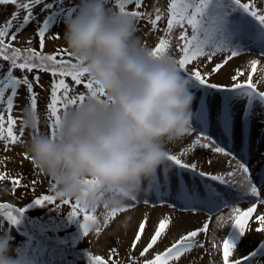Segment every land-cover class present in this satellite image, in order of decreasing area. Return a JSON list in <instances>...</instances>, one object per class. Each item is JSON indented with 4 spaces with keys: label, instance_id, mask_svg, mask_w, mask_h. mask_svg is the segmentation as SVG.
<instances>
[{
    "label": "snow or ice",
    "instance_id": "1",
    "mask_svg": "<svg viewBox=\"0 0 264 264\" xmlns=\"http://www.w3.org/2000/svg\"><path fill=\"white\" fill-rule=\"evenodd\" d=\"M143 2L144 0H115L118 11H112L130 20L136 27L137 23L144 20L146 16L143 11L139 10ZM62 3L63 0H53L51 3H46L45 0H0V5L13 4L17 6L18 10L26 11L22 24L18 26L16 31L37 20L33 12L34 6L43 5L41 10L44 11L45 9H53L54 4ZM129 5L134 6L136 10H127L126 6ZM63 11V8L52 11L44 19L42 26L38 24L40 51L32 47L25 50L14 47L12 41L17 40L16 31H13L10 40L8 39L13 23L19 17V11L14 12L11 19L0 26V60L8 62L7 71L0 75V141L6 140L9 144L15 145L20 141V137L24 136L23 129H21L19 136L14 132L17 120L13 117L12 112L14 98L18 95V88L21 86L27 87L28 92L31 93L29 108L33 113H37V94L33 91V81L29 79L27 74L23 78H18L13 74L16 69L25 73L39 70L50 72L53 78L60 77L58 80L53 79L50 101L46 106L47 120L50 121V135L53 138L56 137L60 129L62 117L67 115L69 109L82 104L89 96L101 99L105 97V93L98 89L87 76L86 69L78 67L71 59L65 58V56L71 57L67 49L59 50L56 54H44L42 51L45 47V34ZM74 11L75 9L68 10L67 18H70ZM156 11L155 19L148 17L153 28L162 18L160 9H156ZM168 15L167 33L171 34L174 28L182 29L179 35V40L182 41L179 45V51L182 55L178 59L174 58L170 53V40L161 39L156 47L151 49V56L157 60H171L176 65L177 71L191 80L193 90H202L205 98L213 97L208 106H206L205 99H201L200 108L195 113V120L202 127L200 135L193 142L192 147L210 148L214 153L231 156L233 160H237V157L231 151V135L235 116L233 107L237 101L246 100L247 107L244 111V118L245 123H247L255 103L258 101L261 105H264V91H259L257 87L260 81L253 82V74L257 72L260 61L252 60L250 62L251 73L244 81L239 79L244 76V71L237 69L232 77L234 83L230 86L209 83L206 78L208 74L202 75L199 70L189 71L186 66L200 57H206L211 61L213 57L223 52L229 53L223 61V64H226L233 57H237L252 48L257 49L259 54L264 56V11L257 8L252 0H249L248 3H242V0H170ZM189 28L191 29V35H189ZM136 30L138 29L136 28ZM223 64H217L213 72L219 71ZM66 77H70L71 82H74L75 85H83L84 90L72 95V88L69 83H66ZM40 79L39 75L34 77L36 83H39ZM260 80L264 81V75H261ZM8 90H11V94L7 96L5 101V93ZM209 106L213 109L214 128H222V135L227 137L224 146H220L216 140L206 134ZM5 111L8 113L7 122L5 121ZM5 123H7V127H5ZM194 131L195 129L192 127L189 134ZM37 132H39L38 129ZM202 140L208 142L202 143ZM183 155L184 153H181V156ZM239 156L240 159L237 160V165L232 171L211 174L200 171L196 163H186L180 156L169 153V162H171V166L175 167L176 171L174 174L170 173L169 165H165L162 177L156 172L150 178L148 191L154 193V204L171 197L173 206L176 202H179L182 207L188 210H206L209 213L208 222H205L202 228L182 235L163 253H157L152 259H146L144 264H170V261L179 260L184 253L190 251L194 246L203 247V244L195 241L194 238L202 232L207 233L212 215L217 211L230 207L231 213L227 218L224 216L218 217V221L221 222L219 226L227 225L230 231L219 237L217 243L214 244V247L222 246L224 264H229V255L237 249L239 241L245 235L246 226L252 218V214L256 212L257 204H264V191H262L264 189V176H257L254 182L246 163V154L241 152ZM207 162L209 164L213 163L212 160ZM185 173L194 178L192 183L185 182ZM196 178L199 179L202 187H197ZM4 179L5 175H0V180ZM12 183L14 186H18L20 180L14 178ZM85 183L92 192L101 198L104 197L103 186L99 181L89 179ZM217 185L224 187L218 190ZM140 202L148 203L149 201L147 197L130 200L122 209L110 210L109 215L115 218L118 213L128 211ZM244 202H251L247 209H242L239 206ZM33 203L40 206L46 204L56 205L57 209H60L63 205L71 204L72 210L68 214L69 219H80L86 237L93 229L97 234L101 231L97 216L94 214L96 208L90 211L88 208L82 207L78 201L61 200L60 204H57V198L53 195L40 196ZM25 212L26 207H14L12 204L0 203V214L11 225L19 224ZM256 220L261 225L257 231H264V215L256 216ZM171 222L170 218L159 221L154 235L141 252V256L157 244ZM146 223L147 217L138 226V233L134 237L131 246L133 249L141 240V234L145 231ZM112 251L115 252L116 249L114 248ZM258 257H264V243L250 255L244 256L242 260L232 261V264H257ZM88 259L89 264H108L104 257L91 252L88 254ZM133 264H136L135 258H133Z\"/></svg>",
    "mask_w": 264,
    "mask_h": 264
},
{
    "label": "clouds",
    "instance_id": "2",
    "mask_svg": "<svg viewBox=\"0 0 264 264\" xmlns=\"http://www.w3.org/2000/svg\"><path fill=\"white\" fill-rule=\"evenodd\" d=\"M108 2L80 0L63 35L75 63L105 97L89 96L69 109L55 138L36 132L26 151L53 182L57 199L119 210L169 164L166 143L190 133L194 94L191 80L171 60L154 59L135 25ZM39 123L38 113L25 108L22 126L36 130ZM89 179L103 186V198L89 189ZM13 240L10 230L0 229V264H28Z\"/></svg>",
    "mask_w": 264,
    "mask_h": 264
},
{
    "label": "rangeland",
    "instance_id": "3",
    "mask_svg": "<svg viewBox=\"0 0 264 264\" xmlns=\"http://www.w3.org/2000/svg\"><path fill=\"white\" fill-rule=\"evenodd\" d=\"M252 1H255L256 4L264 10V0ZM45 2L51 3L53 0H45ZM79 3L80 0H63L62 4H54L53 9H45L44 11L41 10L43 5L34 6L33 12L37 20L30 22L28 25H24L19 31H16V29L22 24L26 11L18 10L17 6L13 4L0 5V26H3L11 19L14 12L19 11V17L13 23V28L10 30L8 39L10 40L11 33L16 31L17 40L12 41L14 47H18L21 50L32 47L40 51L38 24L42 26L44 19H46L52 11L63 8L64 11L61 13V16L57 18V21L50 26L48 32L45 34V47L42 50L44 54H56L59 50L67 49L63 39L65 20L68 17V10L76 9ZM169 3L170 0H144L139 10L143 11L146 16L144 20L137 23L136 28L138 30H136V36L139 38L140 42L149 49L155 48L161 39L170 40V53L174 58H178L182 54L179 51V45L182 43V41L179 40V35L182 29L174 28L171 34L167 33ZM108 7L115 10V0H109ZM126 8L127 10H136L132 5L126 6ZM156 9H160L162 18L157 22L156 27L153 28L149 23L148 17L150 16L152 19H155L157 14ZM190 31L189 28V32ZM228 55L229 53L227 52L217 54L211 61L206 57H200L186 67L189 70L197 68L203 74H208V79L215 84L230 86L234 83L232 77L235 75L237 69L244 71V76L239 78L240 81H244L251 73L250 62L252 60H259L260 64L257 66V72L253 74V82L256 83L260 81L257 86L264 90V81L260 80L261 75H264V56H261L257 49H248L237 57H233L226 64H223V61ZM65 58L74 61L72 57L65 56ZM217 64H223V66L219 71L213 72ZM0 65H2V67H0V75H3L8 69V62L0 60ZM13 74L18 78H23V76L27 74L29 79L33 81V91L37 94V113L40 117V123L37 129L39 132L50 135V121L47 120L46 106L50 101L53 79L58 80L60 77L57 76L53 78L50 72L39 70H34L32 73H21L19 69H16ZM36 75L41 77L39 83H36L34 80ZM65 80L72 88V95H76L84 90L83 85H75L74 82H71L70 77H66ZM191 91L194 94L191 111L193 113L192 127L195 131L186 135L181 140L166 143V149L170 154L180 156L186 163H196L200 171L211 174H221L232 171L237 165V160L240 159L239 154L244 151L246 146H249L250 151L246 153V163L253 177V181L255 182L257 176H259L260 170L264 172V105H261L258 101L255 103L252 113L249 116L250 128L248 134L245 131L244 118V111L247 107L246 100H239L234 105L233 111L235 116L232 130L233 134L231 136V141L233 143L231 151L233 155L237 157V160H233L231 156L214 153L210 148L200 149L198 146L196 148L192 147L193 142L199 137L202 127L195 120V113L200 108L201 99H207L206 104L208 105L213 97L205 98L203 91L200 89H191ZM17 92L18 95L14 98L12 112L13 117L17 120L14 132L19 136L21 129H23L24 136L20 137V141L15 145L9 144L6 140L0 141V175H5V179L0 180V202L6 204L13 203L15 207L16 204H18L17 207L23 206L28 209L19 223L21 229L25 230L31 227V222L39 224L47 219L49 220V216L52 217L61 212L60 209L51 207L52 205L48 204L45 206L36 205L41 212H35L31 211L32 208L27 205L40 197L42 193H48L46 190L49 186V177L39 172L26 151V145L37 132V129L25 128L21 124V117L24 109L30 107L31 93L28 92L26 86H21L18 88ZM10 94L11 90L5 93V101ZM208 109V127L206 134L216 140L217 144L224 146V142L226 141L225 137L222 135L223 130L222 128L221 130L214 128L213 109L210 106ZM4 115L5 121L7 122L8 113L5 111ZM5 127H7V123H5ZM201 142L207 143L208 141L202 140ZM181 153H184V155L181 156ZM208 160H212L213 163L209 164L207 162ZM168 165L169 172L174 174L176 171L175 167L171 166V162ZM163 168L164 166L157 170V173L161 175V177L163 175L160 171H162ZM185 176L187 180L191 181L190 176L186 174ZM14 178L20 180L18 186L13 185L12 180ZM196 182L198 183V188L201 187L198 178ZM148 184L149 181H146V192L142 193L138 199L147 197L149 202H140L128 211L118 213L115 218L109 215L111 209H106L103 204H100L95 209L94 214L97 216V222L100 225L101 231L97 234L93 229L87 237L83 234V236H81L83 245L90 246L93 250L102 255H108L110 251L115 248L116 252L119 254V259L127 260L129 259L131 251L132 253L140 252L147 246L161 219L170 218L172 222L166 232L162 234L157 244L149 249L147 254L154 250L164 252L182 235L202 228L203 224L208 222L209 213L206 210H188L182 207L179 202H176L173 206L171 197L154 204V193L148 191ZM217 187L218 190H221L224 186L217 185ZM262 191H264V189H262ZM250 203L251 202H244L239 206L242 209H247ZM70 210V204L62 206L63 215H68ZM230 213L231 208L226 207L212 215L207 233L202 232L198 237L194 238L195 241L202 243L203 247L194 246L190 251L184 253L179 260L170 261V264H223L222 246L214 247V244L217 243L219 237L230 230L227 225L223 227L219 226L221 222L218 221V217L224 216L227 218ZM38 215H41V217L44 215L43 220L41 221L40 219V222L33 220ZM258 215H264V204H257L256 212L252 214V218L246 226L245 235L239 241L237 249L233 250L229 255V262L236 260L240 256L243 258L244 256L250 255L264 243V231H257V229L261 227L258 220H256V216ZM127 217H131V219L128 221L127 225H125L124 221ZM145 217H147L145 231L141 234V240L133 249L131 246L134 237L138 233V226ZM1 223L2 218L0 217V229L7 230ZM10 232L14 237L12 241L13 247L20 251V234H18L16 230ZM257 264H264V257H258Z\"/></svg>",
    "mask_w": 264,
    "mask_h": 264
},
{
    "label": "trees",
    "instance_id": "4",
    "mask_svg": "<svg viewBox=\"0 0 264 264\" xmlns=\"http://www.w3.org/2000/svg\"><path fill=\"white\" fill-rule=\"evenodd\" d=\"M248 2L249 0H242V3H248ZM252 3L261 11H264L259 5L256 4L255 1L254 2L252 1ZM115 10L118 11L117 5ZM189 35H191V31L189 32ZM23 50H25V48ZM193 70H198V69L196 68ZM19 71L21 73L24 72L22 70ZM201 74L205 75L202 72ZM206 78L208 79L209 76L207 75ZM208 81L209 83H213L209 79ZM258 89L259 91H264L259 87ZM53 186H54L53 182L49 178V186L46 190V192L48 193H42L41 196L43 195L55 196V191ZM60 202L61 200L57 199V203L60 204ZM0 203H4V202H0ZM11 204L15 207L13 203ZM27 205H29V207L32 208L31 211L41 212V210L38 209L36 204H34L33 202ZM17 206L18 204H16V207ZM51 207L56 208V205H52ZM71 210L68 213H70ZM89 210L92 211L91 209ZM60 212H61L60 214L54 215L52 217L49 216V220L47 219L42 223L38 224L31 222L30 224L31 227L26 228L25 230L21 229L19 224L11 225L6 220V218H4L2 214H0V217L2 218V223H1L2 226H5L6 229L10 231L16 230L18 234H20L21 249L19 252H20V257L23 261H27L28 264H89L88 254L89 252H91L93 254L104 257L108 261V264H133V258H135L136 264H144V261L146 259H152L157 253H163V252H159L158 250H154L149 252L148 254L145 253V255L141 256V252L143 251V249L140 252H134V253H132V251L131 252L129 251L130 252L129 259L127 260L119 259V254L116 251L115 252L110 251L108 255H102L101 253L99 254V252H96L90 246L83 245V243L81 242V236H83L84 233L81 227L80 219L79 218L69 219V215L62 214L63 212L62 207L60 208ZM43 217L44 215L42 217L41 215H38L33 220L36 222H40V219L42 221ZM241 257L242 256H240L237 259L242 260L243 258ZM229 264H232V261L229 262Z\"/></svg>",
    "mask_w": 264,
    "mask_h": 264
}]
</instances>
